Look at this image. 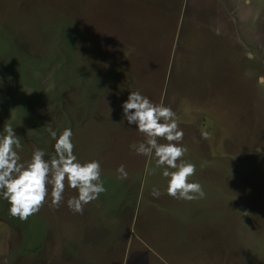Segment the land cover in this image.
<instances>
[{
    "label": "rangeland",
    "instance_id": "374dc122",
    "mask_svg": "<svg viewBox=\"0 0 264 264\" xmlns=\"http://www.w3.org/2000/svg\"><path fill=\"white\" fill-rule=\"evenodd\" d=\"M132 90L175 113L177 164L195 165L203 198L168 196L156 157L136 153ZM8 123L22 162L54 153L49 126L70 128L106 191L79 214L78 190L54 207L49 186L25 221L0 198V264H264V0H0V134Z\"/></svg>",
    "mask_w": 264,
    "mask_h": 264
},
{
    "label": "clouds",
    "instance_id": "9594fccd",
    "mask_svg": "<svg viewBox=\"0 0 264 264\" xmlns=\"http://www.w3.org/2000/svg\"><path fill=\"white\" fill-rule=\"evenodd\" d=\"M122 110L128 124H134L145 136V142L135 146L136 153L146 157L154 155L157 166L163 168L162 175L168 178L166 194L188 201L203 198L205 193L201 184L189 182L195 174V165L189 162L177 164L187 148L178 146L184 133L173 119V110L162 103L153 104L135 90L130 91L127 100L122 103ZM46 131L55 141L54 153L46 159V151L37 148L31 158L23 162L19 155L21 140L13 125L5 124L3 134H0V198L9 202V215L21 221L40 210L49 196V186L51 205L54 207H59L63 201L66 185L78 190V196L69 198L67 206L79 214L83 213L85 205L106 191L99 161L81 163L74 154L72 130L65 128L57 135L49 126ZM204 135L207 138V134ZM160 139L168 143H159ZM116 171L119 174L117 179H127L128 173L123 165ZM152 195L158 198L161 192L153 189Z\"/></svg>",
    "mask_w": 264,
    "mask_h": 264
},
{
    "label": "flooded vegetation",
    "instance_id": "af4514ba",
    "mask_svg": "<svg viewBox=\"0 0 264 264\" xmlns=\"http://www.w3.org/2000/svg\"><path fill=\"white\" fill-rule=\"evenodd\" d=\"M140 260H141V259H140ZM140 260H139V261H140ZM135 262H137V260H135ZM137 263H138V262H137ZM139 264H141V261L139 262Z\"/></svg>",
    "mask_w": 264,
    "mask_h": 264
},
{
    "label": "crops",
    "instance_id": "0c3cea01",
    "mask_svg": "<svg viewBox=\"0 0 264 264\" xmlns=\"http://www.w3.org/2000/svg\"><path fill=\"white\" fill-rule=\"evenodd\" d=\"M256 1V0H255ZM190 213V212H189ZM131 258H128V260H130Z\"/></svg>",
    "mask_w": 264,
    "mask_h": 264
}]
</instances>
